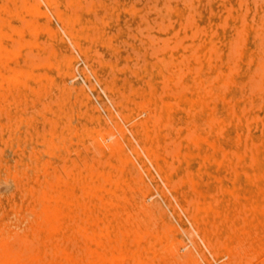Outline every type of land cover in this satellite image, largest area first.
I'll list each match as a JSON object with an SVG mask.
<instances>
[{
    "label": "rangeland",
    "instance_id": "374dc122",
    "mask_svg": "<svg viewBox=\"0 0 264 264\" xmlns=\"http://www.w3.org/2000/svg\"><path fill=\"white\" fill-rule=\"evenodd\" d=\"M0 184V264H264V0H0Z\"/></svg>",
    "mask_w": 264,
    "mask_h": 264
},
{
    "label": "bare ground",
    "instance_id": "6f19581e",
    "mask_svg": "<svg viewBox=\"0 0 264 264\" xmlns=\"http://www.w3.org/2000/svg\"><path fill=\"white\" fill-rule=\"evenodd\" d=\"M197 1V0H196ZM203 1V0H202ZM66 3V2H65ZM162 3V2H161ZM181 3V2H180ZM34 4V3H33ZM202 4V3H201ZM208 4H209V2H208ZM151 5V4H150ZM186 5V4H185ZM206 5V4H205ZM205 9V8H204ZM205 11V10H204ZM41 13V12H40ZM209 14V13H208ZM139 16V15H138ZM139 18V17H138ZM141 19V18H140ZM143 19V18H142ZM179 27V26H178ZM27 28V27H26ZM29 29V28H28ZM143 29V28H142ZM237 29V28H236ZM140 30V29H139ZM131 31V30H130ZM116 32V31H115ZM98 34V33H97ZM96 35V34H95ZM141 35H143L142 33H141ZM146 35V34H145ZM126 36V35H125ZM66 37V36H65ZM133 40V39H132ZM118 41V40H117ZM130 43V42H129ZM158 44V43H157ZM76 46V45H75ZM76 48V47H75ZM101 48V47H100ZM66 49V48H65ZM158 50V49H157ZM25 51V50H24ZM124 51V50H123ZM117 52V51H116ZM130 52H132V51H130ZM141 53H142V51H141ZM144 53V52H143ZM158 53V52H157ZM80 54V53H79ZM6 55V54H5ZM25 55H27L26 53H25ZM127 55V54H126ZM136 55V54H135ZM30 56V55H29ZM62 56V55H61ZM125 56V55H124ZM65 57V56H64ZM135 57V56H134ZM37 59V58H36ZM92 60V59H91ZM98 60V59H97ZM22 63V62H21ZM90 72H91V70H90ZM57 73V72H56ZM38 74V73H37ZM112 74H114V73H112ZM218 79V78H217ZM37 80V79H36ZM41 82V81H40ZM229 82V81H228ZM261 86V85H260ZM81 87V86H80ZM167 93V92H166ZM169 94V93H168ZM4 98V97H3ZM81 99V98H80ZM121 106V105H120ZM121 108V107H120ZM176 110V109H175ZM147 112V111H146ZM123 115V114H122ZM192 115V114H191ZM190 115V116H191ZM124 116V115H123ZM143 121V120H142ZM212 121V120H211ZM132 124V123H131ZM127 125V124H126ZM130 126V125H129ZM133 126V125H132ZM91 131H93V128H92V130ZM104 132V131H103ZM103 134V133H102ZM222 134V133H221ZM220 134V135H221ZM224 134V133H223ZM222 134V135H223ZM104 135V134H103ZM110 137V136H109ZM245 137H247V136H245ZM238 138V137H237ZM47 139V138H46ZM247 139V138H246ZM49 140V139H48ZM109 140V139H108ZM164 143V142H163ZM46 149H47V147H46ZM49 149V148H48ZM47 149V150H48ZM74 152V151H73ZM125 157V156H124ZM252 159V158H251ZM49 161V160H48ZM13 162V161H12ZM14 163V162H13ZM25 172V171H24ZM85 174V173H84ZM255 179V178H254ZM1 185V184H0ZM7 186V185H6ZM5 186V187H6ZM1 189H2V187H1ZM19 190V189H18ZM5 191H6V189H5ZM13 204V203H12ZM152 204V203H151ZM156 205V204H155ZM134 206V205H133ZM152 206V205H151ZM153 207V206H152ZM239 210V209H238ZM157 212V211H156ZM168 219H169V217H168ZM197 232H199V231H197ZM35 234V233H34ZM37 235V234H36ZM30 236H31V234H30ZM2 237V236H1ZM170 237V236H169ZM182 237V236H181ZM1 239V238H0ZM8 239V238H7ZM176 239V238H175ZM21 240V239H20ZM19 240V241H20ZM174 240V239H173ZM204 240V239H203ZM18 241V242H19ZM25 241V240H24ZM2 242H4V241H2ZM14 242V241H13ZM27 242V241H26ZM149 243V242H148ZM4 244V243H3ZM32 244V243H31ZM159 244V243H158ZM14 245V244H13ZM12 245V246H13ZM17 245V244H16ZM16 245H14V246H16ZM19 245H20V243H19ZM19 245H17V246H19ZM162 245V244H161ZM21 246V245H20ZM30 246V245H29ZM1 247V246H0ZM62 247V246H61ZM60 247V248H61ZM161 248V247H160ZM15 249H17V248H15ZM63 249V248H62ZM208 249H210V248H208ZM181 250V249H180ZM191 250V249H190ZM15 254H13V256H14ZM215 256V255H214Z\"/></svg>",
    "mask_w": 264,
    "mask_h": 264
}]
</instances>
